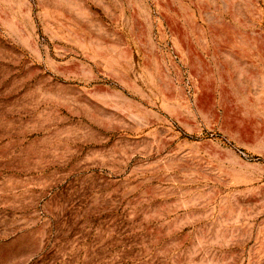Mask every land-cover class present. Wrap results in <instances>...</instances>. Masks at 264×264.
<instances>
[{
  "label": "rangeland",
  "instance_id": "374dc122",
  "mask_svg": "<svg viewBox=\"0 0 264 264\" xmlns=\"http://www.w3.org/2000/svg\"><path fill=\"white\" fill-rule=\"evenodd\" d=\"M0 264H264V0H0Z\"/></svg>",
  "mask_w": 264,
  "mask_h": 264
}]
</instances>
